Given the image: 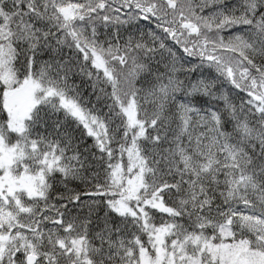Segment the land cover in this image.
I'll use <instances>...</instances> for the list:
<instances>
[{
    "label": "snow or ice",
    "instance_id": "snow-or-ice-1",
    "mask_svg": "<svg viewBox=\"0 0 264 264\" xmlns=\"http://www.w3.org/2000/svg\"><path fill=\"white\" fill-rule=\"evenodd\" d=\"M0 264H264V0H0Z\"/></svg>",
    "mask_w": 264,
    "mask_h": 264
}]
</instances>
